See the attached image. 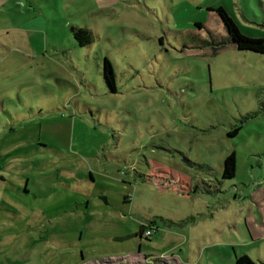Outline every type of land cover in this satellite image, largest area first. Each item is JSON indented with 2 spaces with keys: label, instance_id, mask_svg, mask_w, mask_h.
<instances>
[{
  "label": "rangeland",
  "instance_id": "374dc122",
  "mask_svg": "<svg viewBox=\"0 0 264 264\" xmlns=\"http://www.w3.org/2000/svg\"><path fill=\"white\" fill-rule=\"evenodd\" d=\"M217 6L264 36V0H0V264L264 259V60Z\"/></svg>",
  "mask_w": 264,
  "mask_h": 264
},
{
  "label": "trees",
  "instance_id": "16d2710c",
  "mask_svg": "<svg viewBox=\"0 0 264 264\" xmlns=\"http://www.w3.org/2000/svg\"><path fill=\"white\" fill-rule=\"evenodd\" d=\"M214 10L219 16L225 28L226 35L228 39L233 43V45L239 50H250L256 52L260 54L264 60V36L249 37L243 35L238 30V27L235 21L233 20V18L221 6L215 7ZM71 33L78 45H84L90 42L91 34L86 28L71 27ZM102 75L109 89L113 91L114 90L113 73L110 63L106 58L103 59V63H102ZM234 171H235L234 154L230 152L223 158L221 177L232 178L234 176ZM153 224H154L153 220L149 221L148 224L145 225L140 224L136 235L137 236L142 235L144 230L153 228V226H155ZM144 237L147 238L148 236H144ZM150 257H152V259H158V257L156 256L148 255L147 256L148 264H151ZM233 259L235 264H255L245 254H241V255L234 254ZM258 264H264V259H261L258 262Z\"/></svg>",
  "mask_w": 264,
  "mask_h": 264
},
{
  "label": "crops",
  "instance_id": "0c3cea01",
  "mask_svg": "<svg viewBox=\"0 0 264 264\" xmlns=\"http://www.w3.org/2000/svg\"><path fill=\"white\" fill-rule=\"evenodd\" d=\"M141 235L138 236V238H140ZM236 254V253H234ZM242 253H238L236 255H241ZM127 257L124 258V263H118V264H148V258L147 256L148 255H144V254H139V251L137 252H130L128 255H126ZM152 256H156L157 255H152ZM234 257V255H233ZM123 261V260H122ZM93 262L91 261L90 263L88 264H92Z\"/></svg>",
  "mask_w": 264,
  "mask_h": 264
},
{
  "label": "built area",
  "instance_id": "2783aa9c",
  "mask_svg": "<svg viewBox=\"0 0 264 264\" xmlns=\"http://www.w3.org/2000/svg\"><path fill=\"white\" fill-rule=\"evenodd\" d=\"M152 229H153V228H150V229H146V230H144V231H143V235H144V236H149V235L151 234V232H152Z\"/></svg>",
  "mask_w": 264,
  "mask_h": 264
}]
</instances>
